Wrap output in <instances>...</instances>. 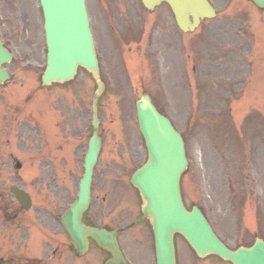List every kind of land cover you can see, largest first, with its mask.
<instances>
[{
	"label": "rangeland",
	"instance_id": "rangeland-1",
	"mask_svg": "<svg viewBox=\"0 0 264 264\" xmlns=\"http://www.w3.org/2000/svg\"><path fill=\"white\" fill-rule=\"evenodd\" d=\"M3 1L0 33L13 54L12 63L6 67L13 75L9 83L0 85V261L17 256L44 258L55 248L61 257L50 264H104L108 255L94 244L75 262L59 222L76 197L83 172V154L91 135L94 81L80 69L69 83L42 87L39 65L44 61V50L39 49L38 36L41 20L34 13L33 0ZM211 2L218 13L216 21H206L197 32L208 49L204 56L201 41L194 39L192 46L186 36L178 34L166 7L151 14L139 0H87L100 73L107 83L98 104L102 148L94 168L90 206L84 216L88 223L124 227L140 215L142 202L129 180L146 159L135 102L148 95L185 139L189 164L181 191L187 209L200 206L231 249L257 238L264 240V98L258 95L256 104L245 108L240 117L235 111L241 112L244 107L234 88L239 84L247 88L245 77L237 81L243 62L252 58V49L245 51L246 45L254 46L250 35L252 4L247 0ZM224 14L249 18V30L243 35L249 41L241 45L237 40L233 48L236 57L240 49L244 50L236 63L240 68L234 69L229 88L222 90H229L228 104L222 100L221 73L214 71V64L223 61L217 33L228 23L221 19ZM254 15L256 21L260 19L256 31L264 51V12L255 9ZM209 29L215 33L208 36ZM107 33L113 40L110 46ZM257 60L252 59L253 69ZM201 62L207 64L202 72L203 84L199 83L202 77L198 78ZM228 69L230 72V65ZM250 94L254 100L253 91ZM256 110L257 126L251 129L244 118ZM16 161L21 165L18 170L14 167ZM12 184L31 196L29 210H16L9 191ZM174 243L178 264H193L189 253L194 254L183 238L176 235ZM119 244L129 264H155L148 222L122 233ZM209 264L226 263L212 258Z\"/></svg>",
	"mask_w": 264,
	"mask_h": 264
},
{
	"label": "water",
	"instance_id": "water-1",
	"mask_svg": "<svg viewBox=\"0 0 264 264\" xmlns=\"http://www.w3.org/2000/svg\"><path fill=\"white\" fill-rule=\"evenodd\" d=\"M141 1L149 10L166 3L182 29L189 17L196 25L202 18L214 15L207 0ZM252 1L264 8V0ZM42 4L48 42V68L43 84L72 79L78 65L96 78L97 63L83 0H42ZM10 59L0 43V64ZM0 78H6L4 71H0ZM97 85L101 89L99 82ZM137 113L148 161L133 175L131 184L139 190L143 200L142 219H149L153 228L157 264H174L172 236L175 232L180 233L201 257L216 254L232 264H264L262 241H256L251 248L230 251L217 239L197 208L194 207L190 213L183 208L178 185L186 165L183 141L170 122L157 113L148 97L137 103ZM99 147L100 139L94 133L78 200L61 221L78 254L86 252L88 238H91L111 254V259L105 264H126L115 240L117 231H99L81 223V216L89 202L90 177ZM13 193L21 204L29 205L27 195L17 189H13Z\"/></svg>",
	"mask_w": 264,
	"mask_h": 264
}]
</instances>
